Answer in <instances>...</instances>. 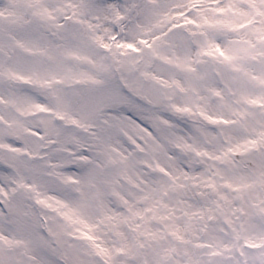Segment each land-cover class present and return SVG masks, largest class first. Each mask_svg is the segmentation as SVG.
<instances>
[{"label":"snow or ice","instance_id":"obj_1","mask_svg":"<svg viewBox=\"0 0 264 264\" xmlns=\"http://www.w3.org/2000/svg\"><path fill=\"white\" fill-rule=\"evenodd\" d=\"M0 264H264V0H0Z\"/></svg>","mask_w":264,"mask_h":264}]
</instances>
